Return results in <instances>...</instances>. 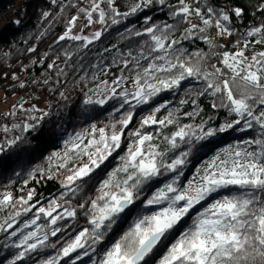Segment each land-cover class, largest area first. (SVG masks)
I'll list each match as a JSON object with an SVG mask.
<instances>
[{
  "label": "trees",
  "instance_id": "1",
  "mask_svg": "<svg viewBox=\"0 0 264 264\" xmlns=\"http://www.w3.org/2000/svg\"><path fill=\"white\" fill-rule=\"evenodd\" d=\"M9 6L0 89L17 98L0 115V264H264V55L254 78L237 73L225 58L235 48L215 36L221 26L264 44V0ZM100 18L94 40L63 36ZM42 96L43 113L24 105ZM240 157L261 168L207 179Z\"/></svg>",
  "mask_w": 264,
  "mask_h": 264
},
{
  "label": "rangeland",
  "instance_id": "2",
  "mask_svg": "<svg viewBox=\"0 0 264 264\" xmlns=\"http://www.w3.org/2000/svg\"><path fill=\"white\" fill-rule=\"evenodd\" d=\"M113 5L119 12H127L134 10L139 4V0H112ZM104 24L103 18L98 20L89 19H75L72 27L63 36L83 38L86 41L96 39L102 30ZM226 38V36H224ZM227 39V38H226ZM223 41V40H222ZM235 41V40H234ZM229 45V43H227ZM235 48V47H234ZM264 54V45L250 43L247 45L236 46L233 52H227L225 54L226 62L234 69L237 73L247 72L250 78H254L253 66L257 62V59ZM118 72L116 70H110L106 73V78L109 82L117 77ZM106 93L110 91L109 87L105 85ZM16 96L5 97L4 90L0 89V115L9 109L11 103L16 100ZM25 106H32L39 109L40 113H43L47 108L46 98L37 97L30 99L25 102ZM217 164L208 172L207 179L216 178L221 181H241L250 176L254 175L258 169L256 164L244 158L235 159L232 163L227 161H217ZM211 163L205 164V169L211 166ZM143 168H152L150 162H142ZM261 168V167H260ZM90 167L85 168L81 171L80 175H85L89 172ZM116 202L119 200L115 198ZM165 225L168 223L162 221Z\"/></svg>",
  "mask_w": 264,
  "mask_h": 264
},
{
  "label": "water",
  "instance_id": "3",
  "mask_svg": "<svg viewBox=\"0 0 264 264\" xmlns=\"http://www.w3.org/2000/svg\"><path fill=\"white\" fill-rule=\"evenodd\" d=\"M17 0H0V10L6 8L9 5H12ZM121 206L126 207L128 205L127 201H121ZM165 237V230H159L153 234H151L139 247L136 254L133 256L132 260L136 263L144 260L149 254L153 252L155 248H157L160 243L163 241Z\"/></svg>",
  "mask_w": 264,
  "mask_h": 264
},
{
  "label": "built area",
  "instance_id": "4",
  "mask_svg": "<svg viewBox=\"0 0 264 264\" xmlns=\"http://www.w3.org/2000/svg\"><path fill=\"white\" fill-rule=\"evenodd\" d=\"M9 7L10 6H7L6 8L0 10V25L4 22V19L9 15V13H10V8ZM188 25L190 27H197L198 29H201L203 27L202 20L200 18H198V17L190 18L188 20ZM215 36L222 43H224L226 45H228L227 43H229V45H231V46L234 45L235 48H236V46L247 45V44L251 43L248 40L234 41V40L226 39L224 37L225 36V31H224L223 27H221V26L217 27Z\"/></svg>",
  "mask_w": 264,
  "mask_h": 264
},
{
  "label": "bare ground",
  "instance_id": "5",
  "mask_svg": "<svg viewBox=\"0 0 264 264\" xmlns=\"http://www.w3.org/2000/svg\"><path fill=\"white\" fill-rule=\"evenodd\" d=\"M254 44H259V43H254ZM260 45H264V44H260ZM231 46V45H230ZM232 46H234V45H232ZM235 47V46H234ZM264 55V54H263Z\"/></svg>",
  "mask_w": 264,
  "mask_h": 264
}]
</instances>
